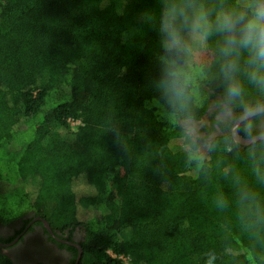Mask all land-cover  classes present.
Listing matches in <instances>:
<instances>
[{
	"label": "trees",
	"instance_id": "trees-1",
	"mask_svg": "<svg viewBox=\"0 0 264 264\" xmlns=\"http://www.w3.org/2000/svg\"><path fill=\"white\" fill-rule=\"evenodd\" d=\"M159 11L158 0H0V223L33 210L80 226L78 264H204L210 251L215 264H264V237L212 202L218 189L233 199L228 169L264 195L243 147L221 145L198 168L153 99L159 37L146 14ZM0 264H12L2 247Z\"/></svg>",
	"mask_w": 264,
	"mask_h": 264
},
{
	"label": "clouds",
	"instance_id": "clouds-1",
	"mask_svg": "<svg viewBox=\"0 0 264 264\" xmlns=\"http://www.w3.org/2000/svg\"><path fill=\"white\" fill-rule=\"evenodd\" d=\"M148 19L159 37L153 99L167 109L189 160L203 168L221 145L243 147L256 183L264 186V0H158ZM120 142L118 126L112 129ZM233 199L217 190V210L235 208L236 222L253 239L264 237V195L239 172L224 173ZM206 254L204 264H215Z\"/></svg>",
	"mask_w": 264,
	"mask_h": 264
},
{
	"label": "flooded vegetation",
	"instance_id": "flooded-vegetation-1",
	"mask_svg": "<svg viewBox=\"0 0 264 264\" xmlns=\"http://www.w3.org/2000/svg\"><path fill=\"white\" fill-rule=\"evenodd\" d=\"M83 236L80 226L61 231L33 210L0 223V247L12 264H78Z\"/></svg>",
	"mask_w": 264,
	"mask_h": 264
},
{
	"label": "rangeland",
	"instance_id": "rangeland-1",
	"mask_svg": "<svg viewBox=\"0 0 264 264\" xmlns=\"http://www.w3.org/2000/svg\"><path fill=\"white\" fill-rule=\"evenodd\" d=\"M70 125L75 126V125H77V122H76V121H72V122H70ZM78 187H79V188H78V191H79L81 188H80L79 185H78Z\"/></svg>",
	"mask_w": 264,
	"mask_h": 264
},
{
	"label": "built area",
	"instance_id": "built-area-1",
	"mask_svg": "<svg viewBox=\"0 0 264 264\" xmlns=\"http://www.w3.org/2000/svg\"><path fill=\"white\" fill-rule=\"evenodd\" d=\"M72 122V121H71ZM78 123V121H76ZM121 258H123L122 256H120ZM125 260V258H123Z\"/></svg>",
	"mask_w": 264,
	"mask_h": 264
},
{
	"label": "water",
	"instance_id": "water-1",
	"mask_svg": "<svg viewBox=\"0 0 264 264\" xmlns=\"http://www.w3.org/2000/svg\"><path fill=\"white\" fill-rule=\"evenodd\" d=\"M82 251V250H81ZM80 256V255H79Z\"/></svg>",
	"mask_w": 264,
	"mask_h": 264
}]
</instances>
